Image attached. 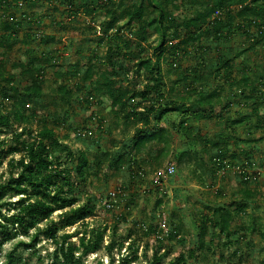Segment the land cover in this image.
<instances>
[{"label":"trees","instance_id":"16d2710c","mask_svg":"<svg viewBox=\"0 0 264 264\" xmlns=\"http://www.w3.org/2000/svg\"><path fill=\"white\" fill-rule=\"evenodd\" d=\"M14 1L15 5L19 6V0H0V5L7 7ZM49 1L52 3L53 0ZM62 2L69 10L68 15L72 17L76 15L75 0ZM148 2L160 10L158 16L149 20L141 18L148 7L146 0H131L132 4L124 7L123 16L130 18L129 25L131 20L138 19L139 26L144 31L148 29L150 23L155 24L159 38L153 45L152 55L143 54L145 49L141 48V45H137L131 53L123 52L119 41H125L126 46L131 47L132 42L129 39L131 37L125 34L124 28L119 27L116 22L118 11L109 9V12L115 15L105 27L101 26V30L107 34L106 37L110 41L104 58L112 69L111 74L96 70L95 63H91L83 71L76 67L64 71L59 68L55 72L60 78L71 75L79 78L72 85L66 82L60 83L57 87L59 96L66 100L73 98V85L78 90H86L87 103L96 100L104 103L103 96L111 99L112 113L118 121L123 122L124 133L130 127L134 129V134L125 144V149L108 151L99 148L97 143L93 158L88 150L76 152L61 139L54 125H50L48 113L29 107L45 98V62L54 59L50 56V51L39 57L31 55L20 71L24 82L17 79L16 73L7 71L4 58H0V166L7 158L10 165L8 177L3 178L0 174V256L6 242L20 235L29 237V241L20 239L6 253L3 264H31L30 259L25 257L19 248L23 247L25 251L32 252L31 255L39 254L37 245L41 241V235L56 245L54 251L47 254L50 257L49 261L45 262L40 255L41 264H84L85 256L102 248L108 230L109 243L106 246L112 262L114 249L117 247L122 249L126 242L132 252L129 256L123 257L119 264L137 261L139 244L133 237L134 228L130 227L124 233L118 231L119 221L125 222L123 213L116 217L112 225L86 228L79 243L72 240L80 231L70 233L65 231L66 228L76 223L85 224L88 217L96 214V206L102 200L93 193H87L85 201L80 202L81 196L76 191L77 189L81 192L86 191V183L100 173L105 163H108V169L126 166L132 170L137 166V170L131 172V178L143 177L146 174L141 166L143 159L139 161L137 157L143 152L146 153L148 160L151 158V163L154 161L157 165L161 164L158 163L161 157L166 159L172 155L180 164L190 161L191 154L197 151L193 145L194 137L201 139L204 146L211 144L218 149L210 153L209 157L201 156L200 161H197L199 166L205 167V171L211 173L212 177L229 167L236 168L235 174L243 183V195L239 201L217 204L212 214L202 215L196 234L198 236L196 245H204L203 241L207 238H210V243H216L217 240L220 245L223 237L228 239L229 244L237 243L239 238L245 237L244 230H255L254 223L250 225L240 223L237 229H233V223L238 217L246 214L257 193V189L250 185L258 178V174H261V171L254 175L249 173V169L254 166L250 157L252 148L248 149L242 144L263 140V136L259 139L254 136L258 128L264 130V65L258 70L261 65L258 63L251 65L243 59L236 65L235 58L248 53L259 44H264V0H148ZM78 4L83 6L81 2ZM86 8L88 13H92L89 7ZM181 8L189 11L182 20L177 14ZM22 26L23 20L13 14H3L0 19V50L3 49V53L0 52V55H5L12 47ZM127 28L133 35V30ZM238 33L247 37V47L226 49L225 44L231 42L232 37ZM55 38L54 35H40L42 43H49ZM205 40L211 41L206 44ZM167 51L171 52L170 55L177 64L166 62L169 67L164 70L161 59L165 58ZM191 51L197 63L185 68L180 61L183 57L191 56ZM128 56L134 63L131 67L121 60ZM13 66L17 68L20 65ZM133 71L136 77L147 79L142 90L137 88L138 84L133 87L123 84V80L129 82ZM173 72L177 74L176 79H170L172 84L168 86L164 75H171ZM139 95L149 98L150 103L136 101ZM233 102L241 103L242 106L249 108L251 113L242 114V111L236 110L235 117L228 113L224 115L223 112H229ZM220 103L221 112L217 113L215 108ZM171 112L177 113V119L169 124V130L160 122ZM63 114L56 118L51 115L53 124L57 127L60 121L67 119L66 113ZM212 118L223 125L212 137H206L198 122ZM246 119L250 123L245 124L247 135L239 138L237 125L245 123ZM97 121L100 129L103 120ZM76 132L78 141L91 138L89 134H92V131L89 129L84 132L79 129ZM173 134L182 137L180 147L172 148ZM232 140L239 149L231 151L229 144ZM155 141L161 146L153 155L152 144ZM192 148L195 151L191 153ZM17 153L21 154L18 159L15 157ZM240 155H244L243 161H239ZM228 156L231 159H228ZM163 179L162 176L161 181ZM155 190L159 192L158 187ZM163 194L165 193L154 200L155 206L161 205ZM17 195L20 197L12 200ZM121 195L118 194L117 197L120 198ZM107 203L114 206L108 207ZM119 203L117 198L115 201L109 194L105 199V209L112 210ZM58 210H62L59 219H52ZM45 220H49V223L40 226ZM32 229L34 232L31 233ZM62 230L64 232L60 233ZM180 231L181 228L176 226L161 234L157 225L143 226V233L154 236L151 264H163L164 259L172 252V247L165 245L164 240L181 238ZM239 253L237 248L235 254ZM195 255V249H190L187 254L180 252L170 264H185L187 258H194ZM97 264L104 263L98 261Z\"/></svg>","mask_w":264,"mask_h":264},{"label":"rangeland","instance_id":"374dc122","mask_svg":"<svg viewBox=\"0 0 264 264\" xmlns=\"http://www.w3.org/2000/svg\"><path fill=\"white\" fill-rule=\"evenodd\" d=\"M62 1L53 0L50 3L49 0H26L23 6H16V1L7 7L0 5V19L6 13L8 15L13 14L18 19L23 20V26L19 30L12 47L5 52V55H0V58H4L6 70L16 73L17 79H21L24 82L20 71L29 61L31 55L39 57L50 51V56L55 55L56 59L45 62V98L29 105V107L42 113H48L51 120L50 125H54L61 139L66 141L76 152L78 150H88L87 152H90L89 155L93 158L98 144L99 148L107 149L108 151H115L119 148L125 149V144L133 136L134 129L130 127L124 133L123 122L118 121V118L112 113L111 99L103 96L104 103L97 100L87 103L86 98H88V93L86 90H78L73 85V98L66 100V98L59 96L56 91L57 87L60 83L66 82L72 85L79 78L72 75L60 78L55 72L59 68L64 71L76 67H80L83 71L91 63H95L96 70L111 74L112 69L104 58L110 41L106 37L107 34H104L103 30L99 32L98 29V26L105 27L108 21L114 17L115 14L110 13L109 9H116L118 11L116 22L119 24V27L124 28L125 34L128 36L130 34L127 27L133 30V37L129 38L132 42L131 47H127L125 41H119L123 52L131 53L137 45H141V48L145 49L143 54L152 55L153 45L158 41L159 32L153 23H150L148 29L144 31L139 26L140 22L138 19L131 20V25H129L130 18L123 16V10L124 7L132 4L131 0H75L77 2V13L73 17L68 15L69 10ZM146 1L148 7L141 18L149 20L158 16L160 10L156 9L148 0ZM80 2L83 6L78 4ZM86 7H89L92 13H88ZM188 13L189 11L186 8H181L177 11L181 20ZM44 34L54 35L56 38L49 43H42L40 35ZM210 41L205 40L206 44L210 43ZM225 45L226 49H241L247 47L248 39L245 35L238 33L232 37L231 42ZM0 52L3 53V49ZM170 53V51H167L164 56L165 58L161 59V65L164 70L169 67V64L166 62L177 64L173 61ZM190 54L191 56L183 57L180 61V64L185 68L194 66L197 63L192 51ZM242 59L251 65H257L258 63L261 65L258 68L260 70L264 65V44H259L241 57H236V65H239ZM121 60L125 65L130 67L134 64L129 56L123 57ZM13 64L20 66L15 68ZM132 76L133 78H131ZM164 76L169 86L172 84L170 83V79H176L177 74L173 72L171 75L166 74ZM129 79V82L123 80V84L130 87L138 84L137 88L140 90L147 83L145 77H136L134 71L130 74ZM136 101H141L144 104L150 103L149 98H143L141 95L136 98ZM221 108L222 104H217L215 111L217 113L221 112ZM236 110L242 111V114L251 113L249 108L247 109V107L242 106L239 102H233V106L229 112L225 111L223 113L224 115L228 113L235 117ZM63 113H66L67 119L60 121L57 127L53 124L54 120L51 119V115L53 118H56L59 114L64 115ZM98 119L103 120L100 129H98ZM176 119L177 113L171 112L160 123L169 129V124ZM248 121L246 119L245 123L237 125V136L239 138L246 137L248 130L245 124H250ZM198 123L206 137H212L223 125L214 118L199 120ZM34 127L36 126L34 125ZM251 127L254 129L253 126ZM79 129L82 132L86 129L92 131V134H89L91 138L88 137L85 141H78L76 130L78 131ZM261 136H263V140L260 139L248 144H242L248 147V149L252 148L250 157L254 166L249 169V173L254 175L261 171V174H258V178L250 185L254 189H257V193L253 197V201L248 207L246 214L238 217L233 223V229H237L238 224L243 222L246 225L254 223L255 230H244L245 237L239 238L237 243L233 242L229 244L228 239L223 237L220 245L217 243V240L216 243H210V238L203 241L204 245H196L195 241L198 239L196 234L199 230L198 225L202 215L212 214L213 208L217 204H230L234 201H239L243 195V183L235 174L236 168L229 167L223 172H219L215 177H212L211 173L205 171V167L198 165L197 161H200L201 156L209 157L210 153H214L218 149L211 144L204 146V142L196 137L193 139V145L197 151L192 153L195 151L192 148L190 150L192 158L185 163L180 164L176 162L172 155L166 159L161 157L158 160V163L161 162V164L157 165L154 161L151 163V158L149 160L146 158L145 152L137 155L139 161L143 159L141 166L146 172L143 177L136 176L135 178H131V172L136 171L137 166L133 167L132 170L126 166H114L108 169V163H105L100 173L93 176L91 181L86 183V191L81 192L79 189L76 191L81 196L80 202L85 201L87 193H93L102 198L101 202L96 206V214L88 217L85 220V224L76 223L66 228L65 231L74 233L79 230L80 232L72 237L73 241L79 243L82 232L86 228L91 229L92 227L104 224L112 225L115 223L116 217L120 213H123L125 222L119 221L118 231L124 233L128 228L133 227V237L139 244V259L130 264L152 263L154 236H148L143 233V226L148 224L157 225L161 234L166 233L170 227L177 226L181 228V238L164 240L165 245L167 244L172 247V252L164 259L163 264H170L171 261L178 257L180 252L187 254L190 249H195L196 255L194 258H187L185 264H228L230 262L236 264H264V130L258 128L254 137L259 139ZM173 137L172 148L180 147L182 137L177 134H173ZM183 140L185 139L183 138ZM152 145L154 147L152 148L154 155L155 150H158L161 144L155 141ZM229 148L231 151L239 149L233 140L230 141ZM20 156L21 154L19 153L15 154L17 159ZM243 156L240 155L239 161L245 159ZM227 158L231 159L230 156ZM8 160V158L5 159L0 166V174L3 178L8 177L10 174ZM170 162L177 166L176 175L171 178H164L162 181H156V174H160ZM156 187L159 188V192L155 190ZM111 192L122 195L120 198L117 197L120 202L119 205H116L112 210H107L105 209V199ZM162 193L165 194L162 196L161 205L155 206L154 200L159 198ZM19 197L20 195L14 196L12 200H17ZM61 212L62 210L56 211L52 219L58 220ZM47 223H49V220H45L40 226ZM32 232H34V229L31 230ZM63 232L64 230L60 231V233ZM109 234L110 231L108 230L100 250L91 252L84 257V264H97L98 261H102L104 264H119L123 257L131 254L132 249L128 247V242H126L122 249L118 247L114 249V261L112 262V257L106 246L109 243ZM20 239L29 241V237L20 235L3 245L0 264L5 262L6 253ZM55 248L56 245L52 241L41 235V241L37 245L39 254L31 255L32 252L25 251L23 247H20L19 250L25 257L30 259L31 264H41L40 255L47 262L50 258L47 254L54 251ZM237 248L240 251L239 254H235ZM221 254H223L224 258Z\"/></svg>","mask_w":264,"mask_h":264},{"label":"built area","instance_id":"2783aa9c","mask_svg":"<svg viewBox=\"0 0 264 264\" xmlns=\"http://www.w3.org/2000/svg\"><path fill=\"white\" fill-rule=\"evenodd\" d=\"M24 0H19V5L23 6L24 5ZM99 32L101 30V27L98 26ZM130 37H132L133 35L130 33L129 34ZM54 60L56 59V56L53 55ZM177 168L175 164H169L163 171H161L160 174H156V181H161V177L163 176L164 178L170 177V176H174L176 174ZM155 181V182H156ZM111 196L114 198V200L116 201L117 198V194L116 192H111L110 193ZM108 207H113L114 205L112 203H107ZM168 231V230H167Z\"/></svg>","mask_w":264,"mask_h":264}]
</instances>
